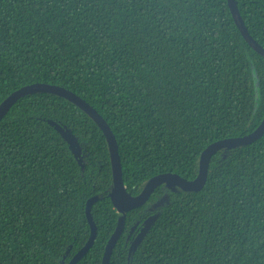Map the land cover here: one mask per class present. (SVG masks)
I'll return each mask as SVG.
<instances>
[{
  "label": "trees",
  "instance_id": "obj_1",
  "mask_svg": "<svg viewBox=\"0 0 264 264\" xmlns=\"http://www.w3.org/2000/svg\"><path fill=\"white\" fill-rule=\"evenodd\" d=\"M237 2L264 46V0ZM34 82L103 115L133 195L158 173L196 178L211 142L264 118V56L227 0H0V105ZM113 186L106 136L84 110L21 97L0 121V264H68L89 239L92 196L98 234L77 264H102L122 216L110 264H264V135L216 152L200 191L162 184L122 213Z\"/></svg>",
  "mask_w": 264,
  "mask_h": 264
},
{
  "label": "water",
  "instance_id": "obj_2",
  "mask_svg": "<svg viewBox=\"0 0 264 264\" xmlns=\"http://www.w3.org/2000/svg\"><path fill=\"white\" fill-rule=\"evenodd\" d=\"M227 1L230 10L232 12L233 18L235 20V23L240 29L246 41L257 52H259L261 55L264 56V46L260 44L250 33L240 13L237 0H227ZM253 75H254L255 89L257 93L259 80L257 76V71L255 69L253 70ZM35 92H50L66 98L67 100L73 102L74 104L79 106L82 110H84L102 129L108 142L110 156H111L112 170H113L114 186L112 191L110 192V196L114 203V206L122 213L125 212V210L127 209L143 206L151 198L156 188L162 184H167L168 187L179 186L186 191H200L207 182L211 159L216 152L226 147L252 143L264 135V118H263L262 122L258 125V127L248 134L242 136L221 138L211 142L203 150L200 156L199 173L196 178L188 179L176 172L158 173L154 175L147 182L146 186L139 194L133 195L127 190L123 178L122 160L119 152L118 141L114 131L112 130L107 120L103 117V115L100 114V112L91 103H89L86 99H84L76 92L64 86L58 84L46 83V82H34L31 84L24 85L14 90L3 100V102L0 105V121L9 112V110L17 102V100H19L21 97L25 95ZM61 130L65 134L67 133L62 128ZM97 199H98L97 196H92L91 198H89L86 204V215L91 227L89 239L86 242V244L73 255V257L70 259L68 264H77L79 260L82 259L85 256V254L89 251V249L93 246L96 240L98 234V227L92 215V207L94 202L97 201ZM154 220H155V216H153L148 220L146 225L138 234L132 248H134L136 245L139 244V242L146 235V233L154 223ZM123 221H124V216H122L119 219L116 229L114 230V232L112 233L111 237L107 242L102 259V264H110L113 249L123 228Z\"/></svg>",
  "mask_w": 264,
  "mask_h": 264
}]
</instances>
